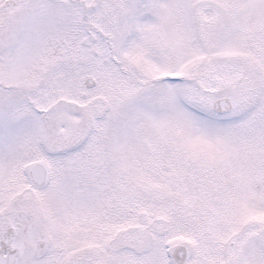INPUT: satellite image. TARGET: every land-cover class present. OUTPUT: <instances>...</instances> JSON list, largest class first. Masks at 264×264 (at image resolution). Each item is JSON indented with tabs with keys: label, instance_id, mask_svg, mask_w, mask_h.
Masks as SVG:
<instances>
[{
	"label": "snow or ice",
	"instance_id": "6c2138e0",
	"mask_svg": "<svg viewBox=\"0 0 264 264\" xmlns=\"http://www.w3.org/2000/svg\"><path fill=\"white\" fill-rule=\"evenodd\" d=\"M0 264H264V0H0Z\"/></svg>",
	"mask_w": 264,
	"mask_h": 264
}]
</instances>
